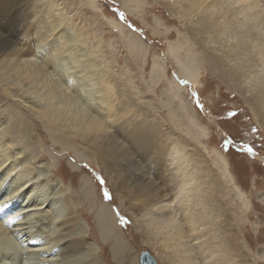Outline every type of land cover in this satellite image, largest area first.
Segmentation results:
<instances>
[{
	"label": "rangeland",
	"instance_id": "1",
	"mask_svg": "<svg viewBox=\"0 0 264 264\" xmlns=\"http://www.w3.org/2000/svg\"><path fill=\"white\" fill-rule=\"evenodd\" d=\"M11 1L0 6V23L6 17L12 28L22 16L31 26L38 13L40 25L45 15L50 16L53 25L61 24L67 43L76 40L80 56L92 66L102 91L99 118L107 134L119 142L110 149H115V158L109 156L110 150L101 154L39 123L28 109L20 110L15 96L0 83V120L20 113L27 122V134L19 128L25 142L43 140L41 145L49 147L41 160L63 173L56 178L87 232L86 242L92 243L96 261L140 264L141 253L149 252L156 264H168L159 243L173 242L175 225L187 213L194 215L198 226L202 224L199 228H204L209 243L223 239L228 251L225 264H264V126L260 127L262 121L255 119L245 100L250 93L243 89L251 82L242 84L239 93L237 84L226 81L221 69L205 63L236 41L229 38L235 30L224 29L222 38H229L228 43L216 41L211 34L195 35L208 21V12L215 15L220 8L246 0L235 4V0H137L138 5L136 0ZM25 23L22 31L27 30ZM31 37L32 31H26L25 38ZM29 51L24 58L32 57ZM191 69L198 75L197 88L178 74ZM184 101L191 103L188 110L180 106ZM11 126L9 122V131ZM123 156L119 180L114 165ZM130 163L150 177L146 185L131 178L135 171L130 170ZM181 180L185 181L183 189L165 201L172 229L160 227L157 235L154 226L159 214L148 196L158 187L173 188ZM122 182L127 184L126 191L121 190ZM100 203L108 205L115 219L116 232L110 237L99 232L95 219ZM140 224L145 226L142 235L137 229Z\"/></svg>",
	"mask_w": 264,
	"mask_h": 264
},
{
	"label": "bare ground",
	"instance_id": "2",
	"mask_svg": "<svg viewBox=\"0 0 264 264\" xmlns=\"http://www.w3.org/2000/svg\"><path fill=\"white\" fill-rule=\"evenodd\" d=\"M88 1L92 3L91 0ZM179 1L174 0V2ZM237 1L235 0L233 4ZM138 3L136 0V5ZM5 5L6 0H0V6ZM208 14V21L204 22L199 30H195L198 31L197 34L195 33L196 36L200 37L206 33L211 34L216 41L221 39L228 43L229 38L236 41H230L231 45L223 48L222 55L206 58L205 63L209 65V68L221 69L223 78L230 83L235 82L239 93H242L241 85L250 80L248 83L251 82V86L243 89L250 93L245 100L253 110L255 119L258 122L262 121L260 127L263 128L264 111L261 112V110L264 107V0H246L233 7H226L225 10L220 8L215 15L209 12ZM38 16V13L35 14L36 20ZM51 18L45 15L41 25L39 23L41 21L35 20V22L32 19L34 28L32 24V27L29 26L27 20L26 23L23 22L22 16L12 28L6 22V17L2 18L0 83L15 96V100L19 102L18 108L28 109L33 116L37 117L36 121L104 154L111 148H115L119 142L107 134L104 120L99 118L103 95L98 89L96 74L93 69H90L92 66L80 56L76 40L67 43L61 35V24L53 25ZM24 23L27 33L32 31L30 40L25 38L26 31H22L21 27ZM224 29H233L235 33L232 37L225 36L223 39L222 36L226 34ZM16 45L19 47L14 48ZM29 47L32 48L29 49ZM26 49L32 51V57L24 58L30 54L29 50L25 51ZM196 70L179 71L178 74L187 79L188 83L190 80L191 84L197 88ZM169 85L176 89V93H179L176 85L174 86L172 82ZM185 102L180 103V106L188 110L191 103ZM20 115L18 113L15 116H9L8 121L2 116L4 119L0 120V264H101L95 259L92 243L86 242L87 232L77 220L75 209L56 178V175L60 176L63 173L60 170H54L51 162L45 163L41 160L46 157L44 150L49 147L41 145L45 143L43 140L38 144L25 142L23 136L28 131L27 122L25 117ZM9 122L12 125L10 131L7 127ZM19 128H23L24 135L19 133ZM114 150H110V157L115 158ZM124 157L117 159L114 165L118 168L119 174L116 177L119 180L122 178ZM125 167L128 166L125 165ZM130 170L135 171L131 174V178L133 179L134 176L135 183L140 186L150 181L146 173L142 170L137 171L131 163ZM143 170L146 172L145 168ZM184 183L185 181L181 180L177 181L173 188L156 187L154 194L152 193V196L149 194L151 197L147 195L158 210L159 221L155 222L156 226L152 219L157 235H159L157 231L160 227H167L169 221L171 222L167 220L171 210L169 207L166 208L165 201L182 190ZM126 185L122 182V191H126ZM83 187H85L86 198L91 201V196L87 193L89 189L87 190L85 183ZM183 216L182 223L175 225L170 239L173 242L159 243L160 240L158 241L167 263L225 264L228 251L227 246L222 245L223 239L219 238L220 241L218 244L215 243L216 245L209 243L204 228H199L202 224L198 226L195 223L198 220H194V215L186 213ZM160 217L161 219L165 217L166 220H160ZM95 219L100 233L110 237L116 232L115 219L108 205L99 204ZM166 221H168L167 224ZM141 225H138L137 229L142 235L145 232V226ZM169 229L171 230L172 227ZM189 239L194 242L195 247L188 243Z\"/></svg>",
	"mask_w": 264,
	"mask_h": 264
},
{
	"label": "water",
	"instance_id": "3",
	"mask_svg": "<svg viewBox=\"0 0 264 264\" xmlns=\"http://www.w3.org/2000/svg\"><path fill=\"white\" fill-rule=\"evenodd\" d=\"M140 264H156L155 259L149 254V252H143L140 256Z\"/></svg>",
	"mask_w": 264,
	"mask_h": 264
}]
</instances>
